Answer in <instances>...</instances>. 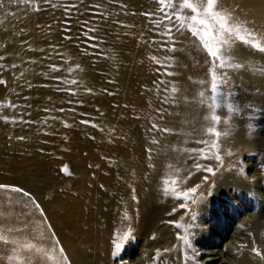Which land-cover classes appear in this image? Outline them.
I'll return each mask as SVG.
<instances>
[{"label":"rangeland","instance_id":"1","mask_svg":"<svg viewBox=\"0 0 264 264\" xmlns=\"http://www.w3.org/2000/svg\"><path fill=\"white\" fill-rule=\"evenodd\" d=\"M36 2L44 6L43 0ZM62 2L63 0H52L56 5ZM88 2H103L113 12L120 11L115 4L108 6L107 0ZM122 2L129 5V13L135 11L137 14L114 16L113 19L134 27L111 26L110 34L105 37L106 43L100 45L103 55L107 58L84 57L71 41H63V47L59 49L65 61H70L64 63L63 67L75 68V64L79 63L83 69L71 73L69 79L74 78L81 82L80 85L71 87L78 88L81 93L84 88H91L95 93L77 97L84 101L83 107L67 104L66 101L72 97L65 93H57L54 90L56 87L54 81L36 75L39 65L23 64L22 67L11 71L0 70V80L7 81L6 85L0 84V115H6L10 120L12 118L19 120V113L23 112L25 120L34 121L31 124H24L4 123L0 120V183L18 185L32 193L45 210L47 223L52 225L55 239L60 242L57 248L63 247L70 264H181L179 258L173 259L178 256L175 251L170 255L164 254L153 259L157 249L180 245L176 240L177 229L172 224L163 223L168 220H162L159 224L155 208L162 212L163 209L160 208L165 207L168 201L166 198L169 196H165L163 191L166 177H169V180L177 178L171 176L176 169L175 160L178 159L176 150H180V144L182 142L189 144L186 150L188 153L193 148H200L199 144L194 143L195 140L207 139L210 142L216 140L215 137L201 134L203 129L211 126V122L204 119L212 113L208 107L211 102L208 92L210 65L205 63L206 56L202 47L199 43L192 44L190 36L188 39L177 36L178 41L184 42L177 44L178 50L175 53L160 52L158 45L138 42L141 32L145 40L153 38L149 22L139 13L154 12L157 5L153 0ZM175 2L178 3L179 0ZM218 6L220 11L231 13L233 18L243 24L247 8L248 10L256 8L264 15V0H219ZM61 16L62 11L50 9L29 12L27 19H24L23 9L17 11V17H10L6 25H0V55L8 57L0 63L22 64L23 60L38 59L43 55L26 50L17 56L16 51L20 48L21 39H27L35 48H47L49 42L60 43ZM81 19L91 17L84 16ZM38 24L41 25L40 28H37ZM49 24L52 25L51 30L47 28ZM263 26L264 17L254 27L252 25L248 27L256 33L264 29ZM21 27L27 29L28 35L23 37L13 35L18 33ZM125 32L128 33L127 36L123 35ZM117 33L121 35L117 37ZM260 35L261 37H257L264 40V34ZM5 46H8L7 50ZM24 47L27 49L28 46ZM231 52L239 53L242 57L238 61L240 63L250 59L254 67L264 64V58L260 54L239 42L233 45ZM153 55L161 62L164 56L173 57L169 63L174 67L169 70L176 75L172 77L156 75V63L151 60ZM93 60H96V63H92ZM49 62L61 64L60 57L57 56H54L52 61L42 63ZM262 69L264 70V67ZM21 72L25 75L21 76ZM233 73L229 75L233 77ZM55 75L67 76L68 73ZM258 77L264 78V75L251 74L248 76V82L252 79L257 80ZM26 80L34 85L31 91L26 87ZM108 80L113 83H107ZM160 80L169 81L167 86L169 89L167 95L171 101L169 104L160 102V98L165 95L162 91L158 92V88H164V85L158 83ZM201 80L208 83L201 85L199 83ZM233 81L235 82L234 79ZM45 83L49 86H40ZM173 86L179 89L178 93L171 92ZM104 89L115 95H107ZM257 89L259 88L250 91L249 85L243 81L234 83L231 88L233 98H230L229 102L235 107L234 98L238 94L239 100L243 102L241 107L244 113L242 111L229 120L225 125L229 131L236 132L243 121L248 122V112L255 114L264 109V89L260 88V92H257ZM201 91L205 92L204 97L199 95ZM225 91H228L227 87ZM24 96L31 98L25 101ZM48 96L52 97L51 101L47 99ZM182 97H187V102ZM178 98L180 103L175 104ZM9 102L31 104L32 107L11 109L6 107ZM249 104L252 106L251 109L248 107ZM60 107L76 108V113L55 111ZM44 108L52 111L44 112L42 111ZM159 108L165 110L163 119L157 115L156 110ZM29 112L30 116L27 115ZM78 113L86 115L80 116ZM217 114L222 118L228 115L223 105ZM51 117L57 119L53 120ZM81 119L89 120L97 126L79 124L78 121ZM45 120L47 124L44 123ZM61 121H67L72 127H64ZM152 124L171 131L150 130ZM217 130L220 131L219 127ZM19 136L26 139L18 140ZM154 140L156 143H153ZM146 149H152L151 153L146 152ZM239 160L246 161V158L241 157ZM184 161H188V156ZM169 165L173 167L170 168ZM64 166H67L68 174L60 171ZM133 188L138 202L132 199ZM166 188L170 189L171 186L168 185ZM12 196L19 198L16 194ZM157 200H161L160 205H155L154 202ZM225 202L226 208L227 206L230 208L221 209L222 205L218 204L216 209H221L219 214L224 216L229 212L231 216L235 213V219L240 220L241 214L238 210L244 203L241 198L226 196ZM20 211L18 208L13 210L9 194L0 191V220L6 217L12 222L0 223V234L7 235L4 231L7 227L18 226L15 217ZM25 211L34 213V206L28 203ZM125 215L129 219H124ZM170 218L179 222L178 215ZM236 224L235 222L230 224L226 234L231 233ZM159 225L164 227L172 225L174 228L167 231L163 227L159 228ZM184 225L188 227L187 223ZM206 226L217 235L219 228H222L220 221L206 222ZM190 230L191 228L189 232ZM179 231L184 234L183 229ZM153 235L156 239H152ZM50 236L51 233L41 222L39 214L34 213L30 236L12 235L7 238L37 243L41 249L47 248V256L51 259L46 260L44 253H38L41 256L39 264H56L61 257L58 252L55 254L52 252ZM228 237L224 235L218 241L215 239L216 243L208 247L196 246L201 250L206 248L220 250ZM114 240L124 244L119 257L111 256ZM198 257L200 261L203 259V256ZM0 264L5 262L0 261Z\"/></svg>","mask_w":264,"mask_h":264},{"label":"snow or ice","instance_id":"2","mask_svg":"<svg viewBox=\"0 0 264 264\" xmlns=\"http://www.w3.org/2000/svg\"><path fill=\"white\" fill-rule=\"evenodd\" d=\"M153 3L157 5L156 11H142L139 15L143 16L150 24V31L153 34V38L150 40H145L143 33L140 34V39L138 42H142L149 45H158L160 52L175 53L177 49V44H183V40L177 39V36L188 39L190 36L191 43L199 45L205 52V63L210 65L209 75H210V87L208 92L210 93V104L208 107L212 110L210 116H206L205 119L211 122V126L206 128V134L211 137H215L216 141L210 142L207 139L195 140V144L203 145L206 147L193 148L190 152L187 153L188 160L192 161L191 167H188L186 170L183 169V164H186L187 161L177 162L176 170L174 175L176 179L165 180L166 185H171V188L164 189V195L169 196L171 199L175 200L176 206L172 208L171 211L167 213L169 217L175 216L181 210L185 215L190 213L191 220L195 221L197 219V214L191 211L190 204H195V196L198 192L200 184H210L212 187L215 186L214 180L210 182L209 177H217L220 173V167L223 164L222 156L219 154V151H213V149L218 148V139L221 137L222 133L217 130V127L222 121V116L217 114L218 110L221 109L223 105L226 108L227 116L223 118L224 123L227 124L233 116L241 113L243 111L241 105L242 101L239 100L238 94L235 96L234 104L229 102L230 98H233L231 88L234 86L233 77L229 75V72H235L243 70L247 67L246 64L235 62L231 56V48L234 44L239 42L240 44L246 46L249 49H252L255 53L261 55L264 58V40L257 37V34L250 29L246 24L239 22L237 19L233 18L231 13L222 12L219 9V0H153ZM115 4L120 9L119 12H113L110 7H106L103 2L101 3H92L88 0H63L60 5L52 3V0H43V7L41 4L37 3L36 0H0V25H6L9 22L10 17H17V11L23 9L24 19H27L29 12L36 13L41 11L58 10L62 11V16L59 20L61 27L59 28V40L60 43H51L47 44V48L40 47L35 48L31 46V43L27 39L20 40V48L16 51V55L19 56L21 52L31 51L39 52L43 55L38 59H28L23 60L22 64L12 63L11 65H6L0 63V70L2 71H11L22 67L23 64L30 65H39V71L36 72V75L43 77L45 80L54 81L56 84L55 91L57 93H65L69 97H72L66 101L67 104L72 105L76 104L78 107L84 106V101L78 99L82 94L95 95L91 88H84L83 93L79 91L78 88H73V85H80L78 79H69V76L74 70L83 71L80 64H75L73 67H63L64 63H70V61H65L62 53L59 51L63 47V41L74 42L75 47L79 49L80 53L84 57H97V58H107L103 55L102 49L100 48L101 44L106 43L105 37L110 34L109 29L111 26L115 25L120 28L134 27L124 24L123 22L113 19L114 16L129 14L135 16L137 13L132 11L129 13V5L122 0H107V5L111 6ZM89 16L91 19H81V17ZM14 27V25H13ZM41 25H37V28H40ZM48 29H52V25H47ZM7 31V28H5ZM186 33L188 35H186ZM13 35H19L21 37L27 36V29L21 27L18 33H13ZM117 37L121 34L117 33ZM127 36L128 33H123ZM156 37H159L157 39ZM27 45V49H25ZM6 50L8 46H5ZM92 49V51H89ZM155 50V49H154ZM60 57L61 64L57 63H42L44 61H52L53 57ZM8 57L6 55H0V62H3ZM173 57L164 56L163 62L158 59L155 55L151 57L156 63V75H164L168 77L175 76L176 73L170 71L169 69L174 67L172 63H169ZM92 63H96V60H93ZM67 72L68 75H55L56 73ZM21 76H24L25 73L21 72ZM191 79V77H189ZM107 83H113V81L108 80ZM154 83H157L154 81ZM159 84L164 85L163 89L158 88V92L162 91L165 93L163 97L160 98L161 104L171 103L169 96L167 95L168 83L167 80H160ZM201 85H204L208 82L201 80L199 81ZM0 84H7V81L0 80ZM26 87L29 91L34 87L33 83L30 81H25ZM25 85H21L24 87ZM41 87H48V84H41ZM228 88V91H225V88ZM151 91V89H147ZM107 95H115V93L109 91L108 89L103 90ZM173 94L178 93L179 89L175 86L171 88ZM257 92H260V89H257ZM20 95V93H17ZM201 97L205 96V92L201 91L199 93ZM31 97L24 96L25 101L29 100ZM49 101L52 100L51 96H48ZM182 99L187 102V97H182ZM180 99L175 100V104H179ZM119 105H113V107H118ZM7 108L16 109L19 107L31 108V104H15L9 102L6 105ZM126 107V106H125ZM249 109L251 105L249 104ZM264 111V109H260ZM44 112L52 111V109L44 108ZM60 113L66 111L76 113V108H64L60 107L55 109ZM99 111V109H97ZM157 115L163 119L165 116V110L159 108L156 110ZM25 113H19L20 119L16 118L9 119L6 115H0V120L4 123H24L31 124L34 121L25 120ZM31 115V113H27ZM80 116H85L86 113H78ZM51 119L56 120V117H51ZM63 126L66 128L72 127V124H69L67 121H61ZM47 124V120L44 122ZM82 125H90L96 127L97 125L92 123L89 120L81 119L78 121ZM150 130H157L161 132H170L171 129L159 128L156 124H152ZM93 139L95 137H92ZM18 140L26 139L24 136L17 137ZM153 143H156L154 140ZM43 151V150H41ZM148 153H151L152 149L145 150ZM233 153L229 150L228 155L231 156ZM149 159L151 156L149 155ZM214 159L218 162L216 168L212 167L210 164H201L200 160H212ZM149 167H154V165H149ZM173 167V165H169ZM64 174H68L67 166H64L60 169ZM224 171H234L233 169H224ZM183 172V175H181ZM196 173H204L202 175L200 184H195L193 186H188L192 181V177ZM222 175V173H220ZM244 178L247 179L246 174ZM102 187V186H101ZM0 191H4L9 194V200L11 202V207L13 210L20 209L19 215L15 217L17 225L9 226L4 231L7 233L0 234V261L5 262V264H39L41 256L38 253H44V259H51L47 256L48 249L38 248L37 243L31 242H20L16 239H9L8 236L12 235H31V226L33 224L34 213H38L41 218V222L46 225L47 230L51 233L49 237L50 248L55 254L59 253L61 259L56 262V264H70L68 257L66 256L63 247L57 248L59 245V240L55 239V232L52 231V225L47 223V216L45 210L41 207L40 203L37 202L32 193L21 186L13 184H3L0 183ZM132 199L137 201L135 196V189H132ZM12 194H16L19 198H13ZM28 203H31L34 206V213H29L25 211ZM124 219H129L125 215ZM0 223H9L5 217L3 220H0ZM163 223L172 224L176 232V240L180 242V245H173L170 248L157 249L153 259L162 257L164 254H171L175 251L178 256L173 259L179 258L181 264H197V257L199 253L194 246V233H189V228L192 225L186 227L184 224L168 220L163 221ZM183 229L184 234H181L179 230ZM131 231V230H130ZM134 238V237H133ZM152 239H156L153 235ZM54 241V242H52ZM114 250L111 252V256L119 257L120 252L122 251L124 244L122 242L113 241ZM246 247V246H245ZM181 248L183 251H181ZM253 255L257 257L264 258V253H261L258 247H253L251 249Z\"/></svg>","mask_w":264,"mask_h":264},{"label":"bare ground","instance_id":"3","mask_svg":"<svg viewBox=\"0 0 264 264\" xmlns=\"http://www.w3.org/2000/svg\"><path fill=\"white\" fill-rule=\"evenodd\" d=\"M250 6H253L252 3ZM263 17V12L261 14L260 10H256V8H250V10H248L247 8L244 23L249 27H251V25L254 27ZM248 22L250 24H248ZM261 33L264 34V29L256 32L259 37H261ZM231 56L235 62L242 59L239 53L231 52ZM243 63L247 65L245 69L235 71L234 73L231 71L229 72L230 75L233 73L235 82H245L247 86L249 85L250 91H253V88L264 89V78L258 77L257 80L252 79L248 82V76L251 74L264 75V70L262 69L264 64H258V67H254L250 59L249 61L247 59V62ZM197 91H200V87H198ZM225 125L222 118L218 126L222 135L217 142L218 148L216 150L213 149V151L218 150L219 154L222 156L223 164L220 167V173H222V175L218 173L215 178L209 177L210 182L213 180L215 182V186L212 187L210 184H200L201 177L204 173L194 174L188 186L200 184L195 196L196 203L190 204L191 211L197 214V219L192 221L190 213L185 215L183 210L176 215H178L180 223H187L188 226L192 225L189 233L195 234L193 241H196L198 244L196 243L194 246L197 251H199V255L203 256L201 261L200 258L197 257V264H264V258L257 257L251 252V249L255 246L259 248L261 253H264V111L260 110L255 114L248 112V122L247 120L243 121L241 127L238 126L240 129H236V132L229 131ZM204 133L206 134L205 129L202 130L201 134L204 135ZM188 145L187 142H182L180 144V150H176V156L178 157V159L175 160L176 166L177 162L186 159ZM199 147L204 146L200 145ZM229 150L233 153L231 156L228 155ZM241 157H245L246 161L239 160ZM200 163L210 164L214 168L218 165V162L214 159L200 161ZM191 164L192 161L188 160L186 164H183V169L186 170L188 167H191ZM229 168L234 171H224V169ZM175 170L171 177L176 176L174 175ZM245 174L247 179L244 178ZM165 180H169V177H166ZM164 185L165 188L168 186L165 183ZM170 186L171 185H169V187ZM156 192L157 191H155V193ZM226 196L228 198L238 197L244 202L238 210L241 214L240 220L235 219V213L231 214V216L229 212L224 216L219 214L222 208L226 210L230 208L228 206L226 208ZM166 199L168 200L166 206L160 208L163 209L162 212L155 208L157 222L159 224L162 220L171 219L167 213L171 211L177 203L170 197ZM154 203L155 205H160L161 200H157ZM218 204L222 205L220 206V210L216 209ZM243 213L248 214L242 215ZM219 221L220 224H222V228H219V234L217 235L212 229H208L206 222L214 223ZM234 222L237 223L234 229L231 233L226 234V229ZM162 227L167 229V231L168 229L174 228L172 225L165 227L159 225V228L162 229ZM224 235L229 237L220 250H215L214 248L201 250V248L197 247L198 245H201V247H208L215 244V239L218 241V239H222Z\"/></svg>","mask_w":264,"mask_h":264}]
</instances>
